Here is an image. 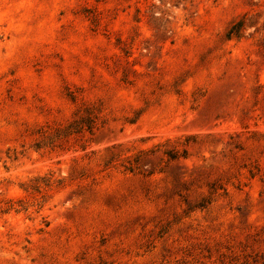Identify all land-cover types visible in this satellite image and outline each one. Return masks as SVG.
<instances>
[{
  "label": "rangeland",
  "instance_id": "rangeland-1",
  "mask_svg": "<svg viewBox=\"0 0 264 264\" xmlns=\"http://www.w3.org/2000/svg\"><path fill=\"white\" fill-rule=\"evenodd\" d=\"M0 264H264V0H0Z\"/></svg>",
  "mask_w": 264,
  "mask_h": 264
}]
</instances>
